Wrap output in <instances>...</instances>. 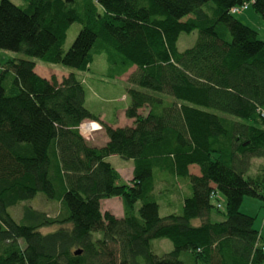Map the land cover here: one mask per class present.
I'll return each mask as SVG.
<instances>
[{
	"label": "trees",
	"instance_id": "16d2710c",
	"mask_svg": "<svg viewBox=\"0 0 264 264\" xmlns=\"http://www.w3.org/2000/svg\"><path fill=\"white\" fill-rule=\"evenodd\" d=\"M243 3L264 18V0H0V49L28 57L0 69V264H264V227L239 210L264 205V40L230 12ZM97 57L106 80L130 71L131 125L86 105ZM32 58L77 72L46 79ZM85 121L104 144L86 142ZM113 157L131 160L129 182ZM110 198L121 216L101 212Z\"/></svg>",
	"mask_w": 264,
	"mask_h": 264
},
{
	"label": "rangeland",
	"instance_id": "374dc122",
	"mask_svg": "<svg viewBox=\"0 0 264 264\" xmlns=\"http://www.w3.org/2000/svg\"><path fill=\"white\" fill-rule=\"evenodd\" d=\"M12 2L16 4H20L21 0H11ZM212 4V3H211ZM241 23L255 29L258 31V37L261 40H264V18L261 17L258 13L254 11V9L249 6L248 9L243 10L239 12L238 14L234 15ZM80 29V26L77 23H73L70 28L67 31L66 40L64 43V50L69 48L71 43L73 42L75 36L77 35L78 31ZM198 34L196 31L192 33H182L180 34L178 41H177V48L181 51L187 48L192 47L196 40H197ZM15 58H28L22 53L14 52L10 50H4L0 49V69L1 66L9 59H15ZM36 65L34 67V70L37 74L40 76L49 79L51 76H55L58 80H60L63 76H66L70 72H77L72 67L63 66L60 64H48L43 63L41 60L32 58ZM91 70L84 72V78L83 82L86 86H89L91 88V92H93L96 96L101 97L105 99V101L108 99H112V101H116L115 103H112V101H108L107 103H104L101 107L102 109L106 108L110 110H114V113L109 110H107V113L109 116H112L114 118V123L118 126H127L131 125L133 123V119H129L125 116V106H127L126 101V94L122 93L120 96H116L114 94H117L120 92L121 89L125 86V80L130 73V71L119 78L113 79V80H106L100 76H98L99 73L104 72L106 73V67L104 66V60L102 57H97L94 64L90 67ZM95 76V77H94ZM92 77H94L92 79ZM99 83V84H98ZM121 84V85H120ZM121 86V87H119ZM88 87V88H89ZM90 90V89H89ZM114 95V96H113ZM112 96V98H111ZM121 97V98H120ZM119 98H124V101H122V104H119L120 101H117ZM124 106V108H122ZM97 107H99L97 105ZM145 109L140 110V112L145 113ZM107 120V119H106ZM89 121H85L83 125L80 127V133L82 134L83 138L92 145H101L103 144V141L106 140V135L104 133V129L101 127V125L97 122L96 125H92L95 128H91V126H88L87 123ZM109 161L116 167L118 174L120 175V178L124 182H129L132 179V172L130 167V162L127 160L121 159L119 157L110 158ZM257 161H255L253 165V172L256 171ZM197 168L195 166H190V171L193 173ZM196 172V171H195ZM217 201L213 200V203H220L222 208L224 205V198L222 195H217ZM263 201L251 196H245L243 197L242 203L240 205V212L245 213L247 215H250L254 217V227L256 230L260 231L261 227H264V205L262 203ZM34 207L38 209H45L50 214L54 213L53 206H49L46 204L43 198H38L35 201H32L31 203ZM20 206H17L16 208L12 209L11 212L15 215H19ZM101 212H110L114 216H121L122 214V204L119 198H110L106 200H102L100 204ZM160 215H164L163 211L160 210ZM211 217L212 220H219L220 217L216 214L215 209H212L211 211ZM51 228H45L43 229V232L50 231ZM262 239L264 241V229L261 231ZM160 244L161 248L170 250L171 249V243L169 240L162 239L159 241H155L154 245Z\"/></svg>",
	"mask_w": 264,
	"mask_h": 264
},
{
	"label": "crops",
	"instance_id": "0c3cea01",
	"mask_svg": "<svg viewBox=\"0 0 264 264\" xmlns=\"http://www.w3.org/2000/svg\"><path fill=\"white\" fill-rule=\"evenodd\" d=\"M125 83V82H124ZM99 84V83H98ZM121 85V84H120ZM89 87V86H88ZM119 87H121V86H119ZM90 89V90H89ZM88 91H89V93H88V95L86 96V105H88L89 107L90 106H92L93 107V110L94 111H96V113L97 114H100L99 116V120H101V121H106V123H108V124H110V125H112V126H114V127H117L118 125H116L115 123H114V118L112 117V116H108V117H105V115H106V111H105V108L104 109H102V105L104 104V103H107L108 101H112V99H108V101L106 100L105 101V99H103V98H101V97H97L93 92H91V88L89 87L88 88ZM121 92L123 93V92H125V89L123 88V89H121L120 90V92L119 93H117V94H114L115 95V97L116 96H120V94H121ZM124 94V93H123ZM113 95V96H114ZM111 98H112V96H111ZM121 98V97H120ZM117 101H120L119 102V104H122L123 102L122 101H124V98H122V99H120L119 100V98H118V100ZM112 102H114V101H112ZM116 102V101H115ZM99 106L98 108L96 107L97 105ZM94 105H95V107L97 108V109H94ZM122 108H124V106H122ZM107 119V120H106ZM100 124V123H99ZM128 126V125H127ZM107 141V138H106V140H104L103 141V144L105 143ZM102 145V144H101ZM97 146H100V145H97ZM114 158V157H113ZM129 168H131V164H130V167ZM196 171V172H195ZM193 173L194 174H196V175H198L199 174V172H198V169H196ZM131 172H132V168H131Z\"/></svg>",
	"mask_w": 264,
	"mask_h": 264
},
{
	"label": "built area",
	"instance_id": "2783aa9c",
	"mask_svg": "<svg viewBox=\"0 0 264 264\" xmlns=\"http://www.w3.org/2000/svg\"><path fill=\"white\" fill-rule=\"evenodd\" d=\"M248 3H243V4H241V5H238V6H234V7H232L231 8V10H230V12L231 13H237V12H240V11H242V10H245L247 7H248ZM84 123V122H83ZM83 123L81 124V126L83 125ZM87 125L88 126H91V128H95V127H93L92 125H95L93 122H88L87 123ZM80 126V127H81Z\"/></svg>",
	"mask_w": 264,
	"mask_h": 264
},
{
	"label": "clouds",
	"instance_id": "9594fccd",
	"mask_svg": "<svg viewBox=\"0 0 264 264\" xmlns=\"http://www.w3.org/2000/svg\"><path fill=\"white\" fill-rule=\"evenodd\" d=\"M90 122H93V121H90ZM93 123L96 125L97 122H93Z\"/></svg>",
	"mask_w": 264,
	"mask_h": 264
},
{
	"label": "water",
	"instance_id": "95a60500",
	"mask_svg": "<svg viewBox=\"0 0 264 264\" xmlns=\"http://www.w3.org/2000/svg\"><path fill=\"white\" fill-rule=\"evenodd\" d=\"M77 253H79V251H77Z\"/></svg>",
	"mask_w": 264,
	"mask_h": 264
}]
</instances>
